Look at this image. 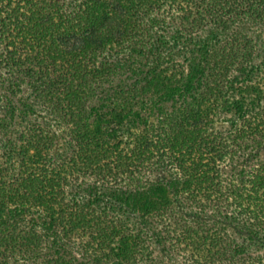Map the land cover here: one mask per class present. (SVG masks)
Here are the masks:
<instances>
[{"label":"trees","instance_id":"16d2710c","mask_svg":"<svg viewBox=\"0 0 264 264\" xmlns=\"http://www.w3.org/2000/svg\"><path fill=\"white\" fill-rule=\"evenodd\" d=\"M240 23L264 27V0H0V264H264ZM22 84L66 141L24 119Z\"/></svg>","mask_w":264,"mask_h":264},{"label":"rangeland","instance_id":"374dc122","mask_svg":"<svg viewBox=\"0 0 264 264\" xmlns=\"http://www.w3.org/2000/svg\"><path fill=\"white\" fill-rule=\"evenodd\" d=\"M241 27H244L246 31H248L251 36L254 34V40H255V51L254 55L252 57L250 66L247 67L246 71L243 73H235V76L238 77L240 80L244 81L245 79L249 80V84H253L254 86H257L259 94L261 95V101L260 105H264V43L262 42L264 39V27L259 26L257 24L252 23H240L239 25L233 24L232 26L228 27L227 29L234 31ZM218 35V33L215 32V30H212L211 28L207 27L204 30H202L198 35L194 38H197V40H203L204 38L208 37V35ZM260 36V37H259ZM187 59L189 63L192 62V55L187 52V49H183L180 54H178V59ZM233 72L230 74L236 72L235 67L230 68ZM231 71V70H230ZM244 79V80H243ZM258 83V84H257ZM251 85V86H253ZM237 85H235L236 87ZM246 93H244L242 96L246 99V101H255V94L256 92H251L249 89H246ZM15 94L11 97H14L13 99L16 100V102H24L28 106L32 108V110L27 114V116L24 118L26 121H29L30 123L38 122V123H46L49 126L46 125V128L49 130H52L57 138L60 139V141H66L67 140V133L64 126L59 125L52 117V115L43 107L40 106L38 100L34 97L32 89L22 84L21 86L15 88ZM229 97L228 99H238L240 95L237 94V91H229L228 92ZM13 102V101H12ZM9 104L6 103V101H0V116L4 115L5 112L8 109ZM17 106V104H16ZM16 122H18V119H16ZM63 144V145H62ZM62 146H59L61 150H66V144L65 142L61 143ZM88 181V180H87ZM87 184L83 186V188H86ZM78 190H75L74 193H78ZM124 216H128L127 213L123 212ZM131 223L134 224L135 220H130Z\"/></svg>","mask_w":264,"mask_h":264}]
</instances>
